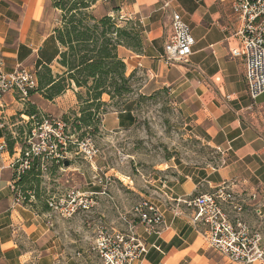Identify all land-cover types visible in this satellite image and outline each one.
<instances>
[{
  "label": "crops",
  "instance_id": "0c3cea01",
  "mask_svg": "<svg viewBox=\"0 0 264 264\" xmlns=\"http://www.w3.org/2000/svg\"><path fill=\"white\" fill-rule=\"evenodd\" d=\"M113 1L121 8L120 15L137 25L144 43L141 53L119 47L126 75L143 78L156 90L170 88L179 99L192 137L216 157L193 171L172 167L175 171L165 176L164 169L152 176L137 170L130 174L126 168L107 172L99 169L90 182L84 178L74 182L75 187L69 186L72 174L83 177L77 173L75 162L72 169L51 165L48 174L40 176L41 191L36 196L31 190L24 191L33 198L20 204L15 203L10 187L11 172L5 171L0 177V264H100L90 249L96 227L124 231L120 216L142 199L159 206L165 227L157 240L137 228L149 247L157 242L161 248V252L149 248L140 264H230L208 249L204 229L191 223L193 210L181 201L226 186L242 205L239 216L250 229H259L264 222V216L260 218L254 212L259 209L264 214V95L255 101L248 97L242 63L229 55V49L238 44L235 33L240 24L232 14V0ZM49 10L55 13L49 0H0L4 72L17 66L35 71L40 64H50L55 70V24L46 34L39 31ZM173 13L189 25L194 45L185 63L167 65L163 48ZM32 97L24 102L35 106ZM63 97L74 105L72 91ZM4 103L2 115L9 129L16 125L13 116L25 115L20 113L22 102L11 95L4 97ZM127 124L125 116L111 109L103 116L101 127L105 133L118 135L125 132ZM104 176L110 177L106 188L93 180ZM71 190L94 194L95 206L69 219L53 215L47 200L62 198ZM225 210L231 219L237 216L229 207Z\"/></svg>",
  "mask_w": 264,
  "mask_h": 264
},
{
  "label": "built area",
  "instance_id": "2783aa9c",
  "mask_svg": "<svg viewBox=\"0 0 264 264\" xmlns=\"http://www.w3.org/2000/svg\"><path fill=\"white\" fill-rule=\"evenodd\" d=\"M231 10L240 24L235 33L238 44L229 49V55L241 61L246 93L255 101L264 95V0H232ZM193 45L189 25L178 13H173L168 39L163 48L167 65L185 63L192 55ZM36 87L34 71L17 66L11 72H4L0 57V132L3 134L0 137V177L5 171L11 172L10 187L14 190L15 203L19 204L33 198L31 193L23 192L17 186L22 175L31 169L33 161H39L41 175H47L51 165L61 167L71 153L67 147L71 137L66 136L67 127L62 121L42 117L36 123L34 117L27 116H21L25 120L19 123H31L30 134L24 137L25 146L20 148L16 143L13 154L9 153L2 115L4 97L11 95L24 102ZM11 135L12 140H15L14 133ZM76 147L84 160L92 162L96 158L97 151L88 139L77 142ZM94 181L106 188L110 177H96ZM93 197L94 194L71 190L62 198L51 197L46 205L53 215L69 219L78 212H89L95 206ZM181 203L193 210L191 223L196 228L204 229L210 251L230 264H264V222H261L259 229H250L239 216L243 212L242 205L226 186L212 193L182 200ZM226 207L237 216L231 219ZM254 212L260 218L264 216L259 209ZM120 221L125 226L124 231L109 230L103 226L95 229L90 249L100 264H140L148 255L149 248L161 252L157 242L149 247L136 231L141 227L146 237H155L156 240L161 235L165 219L155 202L142 199L129 213L121 215Z\"/></svg>",
  "mask_w": 264,
  "mask_h": 264
},
{
  "label": "trees",
  "instance_id": "16d2710c",
  "mask_svg": "<svg viewBox=\"0 0 264 264\" xmlns=\"http://www.w3.org/2000/svg\"><path fill=\"white\" fill-rule=\"evenodd\" d=\"M49 2L57 16L52 31L57 44L56 67L55 70L50 64L36 67L37 87L29 96L36 94L44 101L54 102L67 91H72L75 108L70 109L69 115L65 113L62 121L71 128L70 133L65 131L66 136H77V142L98 133L102 118L110 108L120 109L119 115L128 121L124 128L129 129L135 122L131 104H117L133 93L134 76L126 75V65L119 57L118 49L123 47L134 53L142 52L144 43L137 25L120 15L121 8L113 0ZM23 114L34 117L36 123L43 117L32 104ZM27 125L26 131L30 134L31 123ZM20 139L16 137L11 143L7 141L10 154ZM68 164L70 166L71 162ZM40 176V162L35 160L17 186L23 192L31 190L36 196L41 191Z\"/></svg>",
  "mask_w": 264,
  "mask_h": 264
},
{
  "label": "rangeland",
  "instance_id": "374dc122",
  "mask_svg": "<svg viewBox=\"0 0 264 264\" xmlns=\"http://www.w3.org/2000/svg\"><path fill=\"white\" fill-rule=\"evenodd\" d=\"M99 7L100 5L97 8L99 9ZM56 17V14L50 10L47 12L42 18L39 29L41 34H46L49 27L55 24ZM132 84L133 93L126 96L117 105L131 104V112L135 119L133 126L125 130L124 133L113 135L105 133L100 125L98 133L91 135L92 137L88 139L91 146L97 151L96 158L92 162L84 160L83 155L78 153L77 136L71 137V144H67L68 151L71 153L65 162H71V165L68 164L66 168L72 169L74 168L71 167L72 164L76 163L78 165L77 173H82L83 177L80 174L78 176L72 174L73 176L69 180L72 184L69 186L75 187L73 183L82 182L84 178L90 182L92 175L99 172V169L107 172L109 169L123 171V168H126L130 174L137 170L143 175L149 174V176L160 173L157 171L164 169L165 172L162 173L165 176L171 175L172 171H175L172 167H177L178 170L193 171L204 167L216 157L212 150L192 137V128L179 105V99L171 94L170 88L156 90L154 86L147 85L144 79L139 77H135ZM38 96L33 95L31 101L39 107L38 112L42 114L41 117L62 121V116L65 113L68 114L70 109L75 108V99L74 105H70V100L63 96L53 103L47 104ZM19 104H21L20 113L22 114L31 105L28 102ZM111 109L114 108L108 109L107 112ZM114 110L117 111V109ZM18 116L12 118L16 125L9 129L6 127L5 132L9 143L13 141L10 132L14 133L15 138L20 137L18 145L22 148L25 146L23 141L27 135L28 125L26 122L19 124L25 118H18ZM63 123L65 124V122ZM66 127V132L70 133V126L66 124ZM78 142H83V140ZM70 145L71 147H69ZM65 163L61 166L62 169L65 167ZM98 163L100 167H98Z\"/></svg>",
  "mask_w": 264,
  "mask_h": 264
},
{
  "label": "water",
  "instance_id": "95a60500",
  "mask_svg": "<svg viewBox=\"0 0 264 264\" xmlns=\"http://www.w3.org/2000/svg\"><path fill=\"white\" fill-rule=\"evenodd\" d=\"M68 166V163H65V167H67Z\"/></svg>",
  "mask_w": 264,
  "mask_h": 264
}]
</instances>
